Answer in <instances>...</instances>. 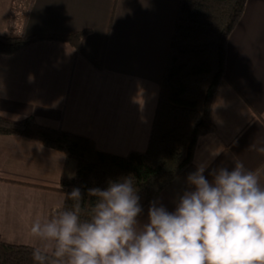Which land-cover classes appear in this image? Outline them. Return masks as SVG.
<instances>
[{"label": "crops", "instance_id": "crops-1", "mask_svg": "<svg viewBox=\"0 0 264 264\" xmlns=\"http://www.w3.org/2000/svg\"><path fill=\"white\" fill-rule=\"evenodd\" d=\"M178 0H0V34L91 32L84 48L95 68L69 44L37 41L0 54V116L27 117L86 136L98 149L125 155L147 146ZM227 84L211 108L215 129L197 139L191 163L151 202L174 211L197 165L232 170L235 162L264 182V0H247L227 47ZM219 152L218 156H213ZM64 155L39 141L0 134V237L31 247L36 220L60 210Z\"/></svg>", "mask_w": 264, "mask_h": 264}, {"label": "trees", "instance_id": "trees-1", "mask_svg": "<svg viewBox=\"0 0 264 264\" xmlns=\"http://www.w3.org/2000/svg\"><path fill=\"white\" fill-rule=\"evenodd\" d=\"M247 0H178L169 38L158 99L144 151L117 155L98 149L83 135L37 123L33 117L13 122L0 116V134L39 141L62 153L67 172L61 177L60 210L71 209L67 198L73 188L84 197L83 209L95 201L90 188L105 189L109 181L132 177L143 209L192 161L197 139L215 129L211 118L213 101L227 84V47L231 33L241 20ZM91 32L69 34H0V54H12L37 41H60L71 45L95 68L103 67L84 48ZM34 247L5 242L0 237V264H37Z\"/></svg>", "mask_w": 264, "mask_h": 264}, {"label": "clouds", "instance_id": "clouds-1", "mask_svg": "<svg viewBox=\"0 0 264 264\" xmlns=\"http://www.w3.org/2000/svg\"><path fill=\"white\" fill-rule=\"evenodd\" d=\"M264 152V149H260ZM219 152L213 154L218 156ZM197 165L174 211L151 202L141 223L140 198L130 176L90 188L83 209L79 188L66 193L71 209L36 220L37 264H264V182L236 161L232 170Z\"/></svg>", "mask_w": 264, "mask_h": 264}, {"label": "rangeland", "instance_id": "rangeland-1", "mask_svg": "<svg viewBox=\"0 0 264 264\" xmlns=\"http://www.w3.org/2000/svg\"><path fill=\"white\" fill-rule=\"evenodd\" d=\"M228 79V78H227ZM144 151V150H143Z\"/></svg>", "mask_w": 264, "mask_h": 264}]
</instances>
